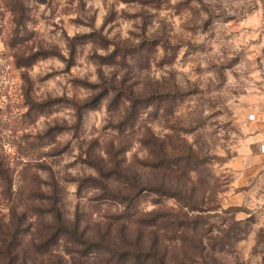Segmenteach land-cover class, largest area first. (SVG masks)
Returning a JSON list of instances; mask_svg holds the SVG:
<instances>
[{
    "label": "rangeland",
    "instance_id": "1",
    "mask_svg": "<svg viewBox=\"0 0 264 264\" xmlns=\"http://www.w3.org/2000/svg\"><path fill=\"white\" fill-rule=\"evenodd\" d=\"M263 84L264 0H0V264H264Z\"/></svg>",
    "mask_w": 264,
    "mask_h": 264
},
{
    "label": "crops",
    "instance_id": "2",
    "mask_svg": "<svg viewBox=\"0 0 264 264\" xmlns=\"http://www.w3.org/2000/svg\"><path fill=\"white\" fill-rule=\"evenodd\" d=\"M261 146H264V100L258 109L257 117L254 115L252 118L243 150L235 160L239 168L243 167L245 173H264V150L260 149ZM239 181V185H242V180Z\"/></svg>",
    "mask_w": 264,
    "mask_h": 264
},
{
    "label": "trees",
    "instance_id": "3",
    "mask_svg": "<svg viewBox=\"0 0 264 264\" xmlns=\"http://www.w3.org/2000/svg\"><path fill=\"white\" fill-rule=\"evenodd\" d=\"M165 164V167H167L166 169H171L170 167H171V165H175L176 166V162H171V161H169V160H167V161H165L164 162ZM149 191H152V192H154V193H156V194H159V195H165L166 197H176L175 195L176 194H173V192L172 191H169V190H165V189H163V188H161V187H153V188H149ZM63 229V228H62ZM57 235H59L58 236V238H60V236L61 235H63V233H59V234H57ZM57 235H56V233L55 234H53V236H51V239H54V238H56L57 237ZM73 235H74V233H73ZM151 260V262H152V264H161V263H159V259L157 258V256L156 255H154V254H152L151 256L149 255L148 256V260Z\"/></svg>",
    "mask_w": 264,
    "mask_h": 264
},
{
    "label": "built area",
    "instance_id": "4",
    "mask_svg": "<svg viewBox=\"0 0 264 264\" xmlns=\"http://www.w3.org/2000/svg\"><path fill=\"white\" fill-rule=\"evenodd\" d=\"M263 87H264V84H263ZM261 149L264 150V146H261Z\"/></svg>",
    "mask_w": 264,
    "mask_h": 264
}]
</instances>
